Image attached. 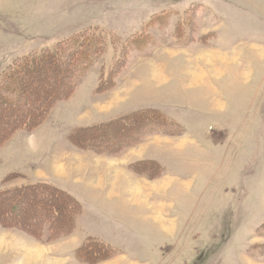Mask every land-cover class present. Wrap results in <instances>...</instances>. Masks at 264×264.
Returning a JSON list of instances; mask_svg holds the SVG:
<instances>
[{"label":"rangeland","instance_id":"374dc122","mask_svg":"<svg viewBox=\"0 0 264 264\" xmlns=\"http://www.w3.org/2000/svg\"><path fill=\"white\" fill-rule=\"evenodd\" d=\"M83 30L142 49L95 94L108 45L43 124L0 147V189L46 182L82 206L73 231L52 240L0 226V264H80L86 238L115 251L93 264H264V0H0V75ZM143 108L176 122L175 134H146L113 156L67 141Z\"/></svg>","mask_w":264,"mask_h":264},{"label":"trees","instance_id":"16d2710c","mask_svg":"<svg viewBox=\"0 0 264 264\" xmlns=\"http://www.w3.org/2000/svg\"><path fill=\"white\" fill-rule=\"evenodd\" d=\"M135 41L117 47L119 39L111 32L83 30L50 48L13 59L0 75V125L15 119L0 134V147L14 132L30 133L43 124L52 107L73 95L86 73L109 48L110 58L106 67L102 64L99 68L94 92L105 94L113 90L125 57L132 50L142 49V41ZM43 74L54 83L52 87H41L45 82L41 78ZM176 126L177 123L167 119L161 110L143 108L93 126L76 127L67 135V141L82 152L113 156L132 147L146 134H175L170 130ZM13 177L9 175L2 182L6 185ZM20 205L28 206L27 210L22 211ZM11 211L17 212V216L12 218ZM81 211L77 199L50 183L31 182L0 189V226L26 232L36 241H41L44 233L51 240L68 236ZM262 247L260 254L264 256V245ZM114 254L109 244L86 238L73 257L80 264H93Z\"/></svg>","mask_w":264,"mask_h":264},{"label":"crops","instance_id":"0c3cea01","mask_svg":"<svg viewBox=\"0 0 264 264\" xmlns=\"http://www.w3.org/2000/svg\"><path fill=\"white\" fill-rule=\"evenodd\" d=\"M124 171L126 172V170L124 169Z\"/></svg>","mask_w":264,"mask_h":264}]
</instances>
